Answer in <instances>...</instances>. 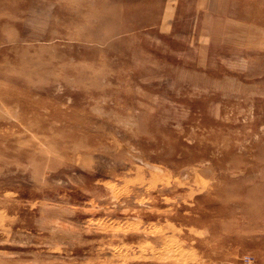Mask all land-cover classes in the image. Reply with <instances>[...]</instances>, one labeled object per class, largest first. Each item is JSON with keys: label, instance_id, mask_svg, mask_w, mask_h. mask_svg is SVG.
<instances>
[{"label": "rangeland", "instance_id": "rangeland-1", "mask_svg": "<svg viewBox=\"0 0 264 264\" xmlns=\"http://www.w3.org/2000/svg\"><path fill=\"white\" fill-rule=\"evenodd\" d=\"M247 1L0 0V264H264Z\"/></svg>", "mask_w": 264, "mask_h": 264}, {"label": "bare ground", "instance_id": "bare-ground-1", "mask_svg": "<svg viewBox=\"0 0 264 264\" xmlns=\"http://www.w3.org/2000/svg\"><path fill=\"white\" fill-rule=\"evenodd\" d=\"M247 1V0H246ZM250 1V0H249ZM248 2V1H247ZM253 3V2H252ZM242 6V5H241ZM243 7V6H242ZM256 10V9H255ZM247 11V10H246ZM251 11V10H250ZM256 12V11H255ZM263 13V12H262ZM242 14H246V13H242ZM253 14V13H252ZM252 20V19H251ZM218 137V136H217ZM205 144V143H204ZM236 166V164H234ZM238 165V164H237ZM230 185V184H229ZM249 196H253V194H249ZM250 202V200L248 201V203ZM251 204H253L256 209L257 208H264V197L262 196L261 198H258L256 200H254L253 202L251 201ZM250 227V226H249ZM237 229V228H236Z\"/></svg>", "mask_w": 264, "mask_h": 264}]
</instances>
